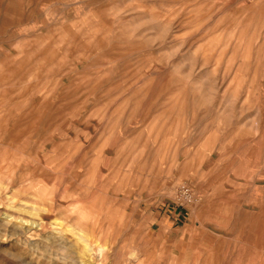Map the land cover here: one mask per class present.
Listing matches in <instances>:
<instances>
[{
  "label": "rangeland",
  "instance_id": "1",
  "mask_svg": "<svg viewBox=\"0 0 264 264\" xmlns=\"http://www.w3.org/2000/svg\"><path fill=\"white\" fill-rule=\"evenodd\" d=\"M0 264H264V0H0Z\"/></svg>",
  "mask_w": 264,
  "mask_h": 264
}]
</instances>
